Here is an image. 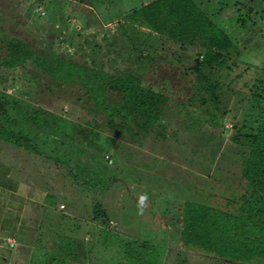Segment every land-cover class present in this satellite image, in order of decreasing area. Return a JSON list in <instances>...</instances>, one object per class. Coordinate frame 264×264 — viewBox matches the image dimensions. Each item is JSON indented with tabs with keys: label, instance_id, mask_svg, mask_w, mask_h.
I'll return each instance as SVG.
<instances>
[{
	"label": "rangeland",
	"instance_id": "374dc122",
	"mask_svg": "<svg viewBox=\"0 0 264 264\" xmlns=\"http://www.w3.org/2000/svg\"><path fill=\"white\" fill-rule=\"evenodd\" d=\"M152 1L0 0V45L11 36L21 38L37 53H53L95 69L102 67L110 74L140 76L142 82L155 85L169 98L162 118L166 127L164 135L158 134L159 129L155 128L134 138L129 133H111L105 125V112H90L85 107L88 104L77 103L74 96L79 94V89L75 85H59L53 95L48 90L52 84L50 77L41 76L33 68L15 73L2 72L0 87H5L14 98L22 101L13 112L43 108L53 111L67 124L62 121L56 124L61 131L51 134L50 147L43 144L44 137L40 132L38 137L32 138V143L43 150V155L32 151L9 154L6 150L11 157L6 160V165L12 166L9 175L13 181L8 184V190L0 185V215L4 214L0 218V264H45L49 260L45 252H50L55 242L64 239L79 245L82 242L88 244L95 227L126 236L135 233L137 229L134 227H155L168 230L170 235L172 224L167 226L169 221L165 219H181L183 202L187 198L222 207L226 203L222 200L224 197L234 196L231 194L235 192L233 186L226 190L219 185V179L221 170L229 169L234 176L238 174L243 158L240 159V145L234 141L238 132L233 123L244 117L245 109H250L251 88L260 94L255 100L257 106L264 108V25L259 26V22L263 23L259 20L264 13V0H234L239 4L222 9L218 0H195L200 2L209 19H220L221 25L224 19H232L227 20L230 22L222 29L234 46L228 48L230 56L225 55L228 67L219 72L215 66L202 65L204 48L200 38L194 37L184 43L167 40L154 34L141 20L132 18L137 6ZM249 13L251 18L243 26L240 22L235 23ZM156 37L160 40L153 41ZM162 54L164 59L167 58L163 63L156 58H161ZM199 56L201 64L196 66L195 60ZM255 61H260L256 67L251 64ZM194 67H200V70ZM198 74L209 82L198 79ZM210 82L223 84L218 92L219 118L212 125L208 122V113L214 103L205 90ZM203 99L208 100L207 104L201 102ZM108 100L118 101V95L110 93ZM259 111L264 117V111ZM93 119L102 126L88 154L93 152L101 161L102 170L107 168L104 183L99 184L97 191L89 186L83 190L80 174L79 180L70 179L72 173L66 174L65 168L51 159V155H58L53 147L59 142L64 146L71 144L62 130L71 131V127L75 129L77 124ZM22 120L33 124L30 117ZM119 120L115 117L114 121ZM69 158L73 165L79 161L76 155ZM142 164H146V169H141ZM11 187L18 191H11ZM29 187H35V191L30 193ZM147 191L153 194H146ZM58 194L70 197L72 209H65L63 202L50 207L45 196ZM158 194L163 196L158 199ZM166 195L171 198L167 200ZM92 197L100 203L107 220L95 215ZM158 201L161 206L166 203V207L156 209ZM63 209L65 211L61 212ZM168 209L172 214L163 213ZM13 220L24 225L23 237L30 244L27 249L7 234ZM44 221L48 223L46 231L38 238L40 230L37 226ZM176 225L174 233L179 236L181 224ZM171 235L174 236L173 232ZM175 242L177 250L173 255L178 259L181 253L185 264H230L213 258L197 261V251L180 247L178 239ZM59 246L57 244L56 248ZM74 251L81 254L80 263L84 253L90 252L85 247L74 248ZM26 254L28 256L24 259ZM111 255L118 257L116 252ZM176 263L177 260L168 264Z\"/></svg>",
	"mask_w": 264,
	"mask_h": 264
},
{
	"label": "trees",
	"instance_id": "16d2710c",
	"mask_svg": "<svg viewBox=\"0 0 264 264\" xmlns=\"http://www.w3.org/2000/svg\"><path fill=\"white\" fill-rule=\"evenodd\" d=\"M217 2L221 9L232 4H239L234 0H218ZM250 11L251 9H249ZM132 18L135 21L141 20V23H144L154 34L162 38L166 37L167 40L184 43L194 37L200 38L204 48L201 60L204 64L202 65L215 66L219 72L225 69L228 64L225 55L230 56L228 48L233 44L222 27L232 19H224L222 25L220 19H216L217 21L209 19L207 14L203 13L200 2L197 3L195 0H154L146 5L137 6L132 13ZM250 18L249 13L245 18L233 20L235 23L240 22L243 26ZM259 21H263V23L259 22V26L264 25V13L260 16ZM159 40L156 37L153 41ZM156 58L162 63L167 60V58L164 59V54L161 58L158 56ZM199 59L200 56L195 60L196 66L201 64ZM259 63L260 61H255L251 64L256 67ZM29 67L36 70L41 76L50 77L52 84L49 85L48 90L53 95L56 94L55 91L59 85H75L79 89V94L74 96L75 101L83 105L88 104L85 107L90 112H105V125L111 133L121 135L129 133L134 138L155 128L159 129L158 134L161 136L165 133L166 127L163 125L162 118L169 98L161 90L156 89L155 85L142 82L140 76L131 73L110 74L102 67L95 69L79 65L53 53H37L21 38L14 36L7 38V41L0 45V74L2 72L15 73L18 70H27ZM195 69L200 70V67ZM198 76V79L204 83L209 82L202 75L198 74ZM222 86V82L219 84L210 82L205 88L210 96L208 98L214 103L212 111L208 113L210 117L208 122L211 125L219 118L217 114L220 101L218 92ZM249 92L248 102L252 103L250 109L248 111L245 109L244 112L247 113L244 117L238 118L236 123H233V128L238 132L234 141L240 145L242 154L240 159L243 158L238 174L231 175V170L228 169L225 172L221 170V177L219 175V185L226 190L233 186L235 191L231 193L234 195L232 198L224 197L222 199L226 202L222 207L195 200L193 197L187 198L183 202L181 219L176 217L165 219L169 221L167 226L172 224L170 235L168 230L163 231V229H155V227L144 229L143 226L137 228L132 226L131 228L134 227L137 230L129 236L95 227V233H90L92 241L88 244L82 242L79 245L73 240L64 241V239L55 242V245L50 247V252H45L46 255H49V260L45 264H168L174 263L175 260H177L176 264H185L181 253L178 259L173 255L174 250H177L175 239L181 243L180 247H188L197 251L199 253L195 256L197 261L202 258H213L215 261L219 260L230 264H264V117L262 114L259 115V110L264 111V108L262 106L260 109L255 101L260 97V94L254 93L252 88ZM110 93H116L118 101H109ZM20 102L22 101L14 98L5 87H0V179H4L3 182L0 180V185L5 190H8V184L13 181V177H10L12 166L6 165L8 163L6 160L11 157L7 155L6 150L10 152L9 154L32 151L43 155V150H39L32 143V138L38 137L40 132L44 137L43 144L50 147L51 134L61 131L57 127L59 121H64L53 111L43 108L35 110L22 108L21 111L13 112L17 110L16 107ZM201 102L207 104L208 100L203 99ZM43 116L47 118L44 119ZM29 117L32 119V126L29 122L22 120V118ZM115 117L120 118L117 123L114 121ZM63 124L67 123L63 122ZM101 126L102 124H98L96 119H93V121H86L85 124H77L75 129L71 127V131L62 130L63 133H61L65 138H69L71 144L64 146L59 142L56 147H53L58 151V155H51V159L55 161V164L64 167L66 174L72 173L69 176L70 179H78L80 174L83 190L94 187L97 191L99 184L104 183L103 177L107 168L102 170L99 164L101 161L99 162L97 156L92 154L93 152L88 154L89 151H92L90 148L94 146L95 139L100 135L98 130ZM133 128H135L134 131ZM99 147L103 149L101 144ZM84 152L85 156H83ZM70 155L78 157L76 159L79 161H76L75 165L71 164ZM105 165L106 163L103 164V166ZM142 165L141 169H146V164ZM73 166H76V169ZM236 187L239 190H235ZM28 190L32 193L35 191V187L34 189L29 187ZM11 191L18 190L13 187ZM146 194L152 195L153 192L147 191ZM156 196L159 199L163 194ZM45 197L50 207L54 208L53 205L58 202H63L65 209L73 207L67 194ZM166 197L169 196L166 195ZM149 198L152 199V196ZM91 200L95 215L103 216L107 220L100 203L95 197H92ZM165 204L161 206L159 201L156 202V209L161 210L166 207ZM231 204L234 206L232 209L229 208ZM64 211V209L61 210V212ZM169 212L172 214L171 209L163 211L166 215ZM2 217L4 214L0 215V218ZM93 219L95 218L93 217ZM178 222L181 224L179 236H175L174 229ZM47 224L44 221L37 226V229L40 230L37 233L39 234L38 238L42 237L46 231ZM23 227L24 225H18L16 220H13L7 234L13 237L17 244L27 249L30 244L26 242V237H23V232H25ZM172 232L174 236L171 235ZM57 244L60 245L59 249L56 248ZM78 247L80 249L85 247L90 251L87 254L84 253L82 263L79 262L81 254L74 251V248ZM114 251L118 255L117 258L111 255V252L115 253ZM27 256L28 254L24 259ZM187 261L189 263V258Z\"/></svg>",
	"mask_w": 264,
	"mask_h": 264
}]
</instances>
